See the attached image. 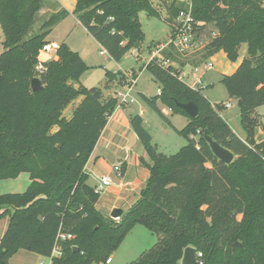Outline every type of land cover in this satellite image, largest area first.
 <instances>
[{"label":"trees","instance_id":"obj_1","mask_svg":"<svg viewBox=\"0 0 264 264\" xmlns=\"http://www.w3.org/2000/svg\"><path fill=\"white\" fill-rule=\"evenodd\" d=\"M44 5L45 0H0V180L25 172L31 179L24 192L0 194V217H10L0 264H9L21 249L52 257L60 230L73 238L61 241V255L52 264L104 261L136 224L156 233L158 241L135 264H181L188 246L201 254L198 264H264V137L256 139L259 129L264 131L256 112L264 104V0H194L198 33L207 24L218 31L205 46L206 56L224 51L234 63L241 45H247L238 68L221 79L239 101L245 140L221 116L225 104H213L203 88L179 79L173 65L156 57L148 61L145 69L161 90L155 97L142 96L164 117L158 100L188 118L177 130L188 143L175 154L162 153L143 118H131L153 164L140 199L117 220L97 209L100 195L88 183L85 167L117 107V99L106 97L105 90L122 73L107 71L104 88H87L81 77L91 67L66 43L55 57L42 61L45 70L38 73L50 30L71 14L65 8L56 11L29 36ZM167 10L172 29L177 0ZM141 12L161 16L151 0H76L73 10L117 62L144 41ZM34 78L44 89L33 91ZM80 96L72 117L66 118L65 109ZM189 101L199 108L195 118L177 105ZM206 136L230 150L234 161L217 158Z\"/></svg>","mask_w":264,"mask_h":264},{"label":"rangeland","instance_id":"obj_2","mask_svg":"<svg viewBox=\"0 0 264 264\" xmlns=\"http://www.w3.org/2000/svg\"><path fill=\"white\" fill-rule=\"evenodd\" d=\"M52 0H45V5L37 14V17L32 25L29 36L37 34L40 31L42 23L47 20L53 13V10L47 11L46 2ZM54 1V0H53ZM156 9L159 10L161 16H150L145 12L140 13V21L142 23L143 31L145 33L144 41L140 47L134 48L126 54L122 62V66L126 69L132 70L134 75L138 78V82L131 98L135 103L129 104L130 108L135 110L143 109L144 126L152 137V142L157 147L158 151L167 155H172L180 151L187 145L188 139L181 135L177 130L183 129L186 125V116L178 112H170L168 116L164 117L156 111L145 99L142 94L145 93L147 97H155L160 93L161 86L151 73L141 68L144 62L148 61L152 55V50L157 48L160 43H165L172 35L171 28L168 24V5L171 0H151ZM76 16V15H75ZM75 16H68V18L57 25H55L47 36L49 42L55 41L59 44L66 43L70 49L79 53L82 58H87L90 63L96 66L84 73L81 78V83L87 88L101 87L107 81V71L113 72L118 67L117 61L111 59L108 53L101 54L103 50L94 37L86 30V28L78 22ZM218 31L213 24H207L204 31L194 37L195 44L198 45L195 52L189 53L187 56H182L177 53L175 49H169L163 52L165 57L177 61L175 65L178 67L186 65L187 62L193 66H205L209 61L215 63L213 69L207 70L202 67L200 74L204 73L203 78V94L214 104L231 103V107L225 108L222 111L224 119L228 122L233 131L241 138H246V133L241 125L240 106L236 97H231L225 85L221 82L223 72L227 71V59L217 58L216 61L211 57L206 56L205 46L217 35ZM4 33L0 24V53L4 51ZM137 50V51H136ZM155 50V49H154ZM166 52H169L167 55ZM135 53L138 55L136 56ZM56 52H50L47 57H55ZM247 56V45L243 44L240 48V58ZM144 60V62H142ZM179 62V63H178ZM222 63V64H221ZM183 64V65H182ZM187 67L186 70H189ZM119 81L115 77L114 81ZM122 86L118 89L121 90ZM106 91V90H105ZM111 91V90H110ZM123 91V90H122ZM114 92H110L107 97H113ZM106 96V95H105ZM78 99H75L65 111V115H72L74 109L77 107ZM157 106L160 109H167V105L161 100L157 101ZM256 112L262 117L264 122V104L256 109ZM119 161V160H116ZM123 172V165L120 164ZM22 174V175H21ZM15 179H8V181L0 180V194L4 193H21L27 189L28 173H21ZM115 177V174H112ZM97 178L92 175L90 183L96 184ZM8 182V184H7ZM105 215V210L101 211ZM117 220V219H116ZM158 241V235L150 229L141 224H136L125 236L120 245L110 252V262L94 261L92 264H135L140 255L151 249ZM48 261V260H46Z\"/></svg>","mask_w":264,"mask_h":264},{"label":"crops","instance_id":"obj_3","mask_svg":"<svg viewBox=\"0 0 264 264\" xmlns=\"http://www.w3.org/2000/svg\"><path fill=\"white\" fill-rule=\"evenodd\" d=\"M75 7H76V0H54V1L52 0V2L51 1L48 2L46 9L47 11L53 10L54 12H56L62 8H65L71 12V14L69 15L70 17V16H75L73 14V10L75 9ZM75 18L77 17L75 16ZM98 45L100 44L98 43ZM104 53H107L106 50L104 49L101 50V54ZM135 55L137 56L138 54L135 53ZM151 57L152 55L150 56L149 60L151 59ZM220 57L222 59L228 60L227 55L225 54L224 51H220L214 56H211V59L216 61V59ZM42 58H43L42 61H46L49 59V57H47V54H42ZM83 59L85 60L87 65L90 66L92 69L96 66L94 63H90L87 58H83ZM123 60L124 58L121 61L117 62L118 67L113 71V72L121 71L122 74L119 75L118 77L119 81L115 80L111 83V88L105 91L106 97L111 91L114 92L113 94L114 97L117 92L119 91L122 92V90L123 91L125 90V80L127 79V74L132 70L126 69L121 65ZM148 61L146 62H144V60L142 61L144 62V64L141 66L142 69L145 68ZM241 61H242L241 58H239V60L234 63L228 60L227 63L228 70L223 72L222 74H232L238 68ZM191 65L193 64L187 62L186 65H184V67L187 68ZM120 86H122L121 90L118 89ZM143 95H145V93H143ZM82 98H83L82 96L79 97L78 103L81 102ZM67 108L65 109V111L67 110ZM65 111H64V115H65ZM170 112L172 111H167V113H164L165 117L168 116ZM143 113H144L143 109L135 110L133 108H130L129 104H127L126 106L124 105L121 107H117L114 113L110 116L108 124L105 127L95 147V150L92 153L87 163L88 172H89L88 183L91 186H95V184L90 183V177L92 175L94 176L110 175L112 177V174L113 173L115 174V177H112L114 185L109 189H107L106 192L100 196L96 204L98 210L101 211L105 210L106 212L105 216L107 217H111L110 215L114 208H121L123 209L124 213L127 210H129L140 199L141 192L145 188L148 178L150 176L149 166L152 165L153 163L149 158V156L147 155L140 139L136 135L130 123L131 118L137 114H139L144 121ZM72 115L69 113V115H65V116L66 118L70 119ZM221 116L224 118L222 113ZM187 123H188V118H186L185 125ZM259 132L264 134V131L262 129H259ZM241 139L245 140L244 137H241ZM118 164H122L124 167L123 168L124 171L122 172L121 175H119L114 170V166ZM26 180L28 181L27 182V187H28L31 183L29 173ZM4 181H8V179ZM9 224H10L9 215L0 217V243L3 236L7 232ZM41 263L52 264V261L49 257H42L37 253L27 251L24 249L17 251V253H15L9 260V264H41Z\"/></svg>","mask_w":264,"mask_h":264},{"label":"built area","instance_id":"obj_4","mask_svg":"<svg viewBox=\"0 0 264 264\" xmlns=\"http://www.w3.org/2000/svg\"><path fill=\"white\" fill-rule=\"evenodd\" d=\"M177 4L179 6V14L173 21V28L171 29V37L165 42L160 43L155 50L152 51V58L156 57L159 60L163 61L164 65H173L175 68L179 70L178 77L190 87L197 89L203 87V74H200V70L202 67H205L207 70L213 69L215 63L213 61H209L205 66H189L190 69L186 70L184 66L177 67L175 65V61L167 58L163 55V52L168 51L169 49H175L178 54L182 56H187L191 52H195L198 47L195 44L194 37L197 36L199 22L196 21L194 17V0H177ZM60 44L58 42L52 41L46 43L42 48V54H48L50 52H56L59 48ZM197 51V50H196ZM193 52V53H194ZM42 54H41V62L37 65L36 70L38 73H42L45 70V67L42 63ZM138 82V78L134 75L132 71L128 72L127 79L125 80V90L122 92H117L114 98L117 99V107L126 106L127 104L134 103V99L131 98V94L134 91ZM231 104L227 103L226 107H230ZM116 107V108H117ZM167 111H172L171 108L163 109V113H167ZM114 170L121 175V166L120 164L114 166ZM85 171L88 172V167L86 165ZM97 178V183L94 188L95 191L101 196L103 195L107 189L114 185L113 178L110 175H102L95 176ZM73 238V235L70 233H65L63 231H59L57 237V243L55 245L52 257H49L52 261L54 256L61 255V241L68 240ZM201 255V254H200ZM111 257H109L106 262H110ZM44 264V263H41Z\"/></svg>","mask_w":264,"mask_h":264},{"label":"water","instance_id":"obj_5","mask_svg":"<svg viewBox=\"0 0 264 264\" xmlns=\"http://www.w3.org/2000/svg\"><path fill=\"white\" fill-rule=\"evenodd\" d=\"M32 89L33 91L37 92L44 89V85L40 78H34L32 80ZM177 105L184 109L191 117L195 118L199 114V108L194 101H189L186 103L178 102ZM264 137V134L259 132L256 139L257 141H261ZM208 143L213 151V153L226 164H230L234 161V154L226 149L225 147L221 146L217 141H215L211 136H206ZM124 214L123 209L121 208H114L111 212V218L113 219H120ZM74 250H78V247H74ZM198 256L200 254L197 252V249L192 246H188L184 250L183 258L181 260V264H198Z\"/></svg>","mask_w":264,"mask_h":264}]
</instances>
